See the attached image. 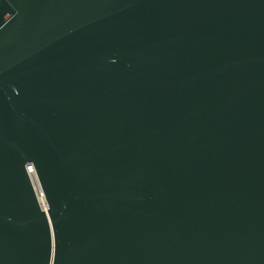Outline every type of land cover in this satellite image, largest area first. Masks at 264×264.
<instances>
[{"label":"water","instance_id":"obj_1","mask_svg":"<svg viewBox=\"0 0 264 264\" xmlns=\"http://www.w3.org/2000/svg\"><path fill=\"white\" fill-rule=\"evenodd\" d=\"M0 264H264V0H0Z\"/></svg>","mask_w":264,"mask_h":264},{"label":"built area","instance_id":"obj_2","mask_svg":"<svg viewBox=\"0 0 264 264\" xmlns=\"http://www.w3.org/2000/svg\"><path fill=\"white\" fill-rule=\"evenodd\" d=\"M26 171H27V173H28V175L30 177V181H31L32 187H33V189L35 191L36 198L38 200L40 208L43 211H45L47 209L46 202H45V199H44V195H43V193L41 191L40 185L38 183V180L36 178V175L33 172V167L31 165L27 166Z\"/></svg>","mask_w":264,"mask_h":264}]
</instances>
